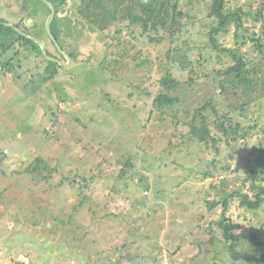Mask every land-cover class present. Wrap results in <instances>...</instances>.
<instances>
[{
  "label": "rangeland",
  "instance_id": "obj_1",
  "mask_svg": "<svg viewBox=\"0 0 264 264\" xmlns=\"http://www.w3.org/2000/svg\"><path fill=\"white\" fill-rule=\"evenodd\" d=\"M213 2L180 0L182 32L175 29L171 43L151 49L140 28L127 31V20L98 31L74 16L76 2L69 1L53 25L63 52L46 31L48 13L31 33L43 38L51 58L66 63L65 53L70 64L50 61L38 43L43 56L27 46L2 56L7 67L13 58L14 68L0 79V159L6 153L0 160V264H263L264 248L247 240L235 242L240 256L234 260L232 242L218 227L223 208L212 211L207 203L222 196L209 189L221 182L228 193H249L253 201L261 194L258 188L250 193L246 179L264 146L258 43H264V0H226V12L242 10L244 26L238 38L235 25L218 33L219 48L237 49L258 85L243 92L235 84L228 100L214 84L220 72L226 76L231 57L211 47L218 27L209 16ZM47 7L40 0H0V21L10 26L26 14L22 9ZM186 52L196 61L183 59ZM146 56L156 61L152 72ZM178 57L186 66L173 63ZM160 63L183 84L167 92L179 105L166 116L153 104L162 89ZM251 64L262 70L256 75ZM211 98L220 117L229 112L232 124H241V133L224 142L215 132L221 141L208 150L193 140L190 125ZM216 160L214 179L202 180L206 163ZM228 217L240 226L233 235L264 243V204L250 211L234 198Z\"/></svg>",
  "mask_w": 264,
  "mask_h": 264
},
{
  "label": "trees",
  "instance_id": "obj_2",
  "mask_svg": "<svg viewBox=\"0 0 264 264\" xmlns=\"http://www.w3.org/2000/svg\"><path fill=\"white\" fill-rule=\"evenodd\" d=\"M27 0H25L26 3ZM51 1L54 6L56 7V17L52 22L51 30L54 36L53 25L62 20L64 17L60 16L61 7L66 5L69 1H75L74 5V16L80 19H84L91 23V25L97 29L98 31L104 30L103 25H111L112 23H123L126 21V28L129 33H131V28L138 27L141 29V36L147 38L149 41L148 47L151 49H155L158 45H162L164 42H172L171 36L172 32L175 29H178L182 32L181 21L184 17L183 12L180 10V0H49ZM226 0H214L212 7L210 8L209 16L215 17L218 20V27L215 28L210 33V42L211 47L219 52L226 53L228 52L231 61L230 66L226 71V76L223 75L222 72L219 73L218 77H215V83L217 90H220L219 96L220 97H228V93L230 87L237 84L238 86L242 87L241 90L243 92L248 88L256 92L258 89V85L254 81L253 77L251 76V71L248 69L250 64L247 62L246 59L243 58V55L236 49V50H228V49H220V44L216 38L217 34L226 31V29L231 26L235 25L236 27V35L240 36L239 30L243 28L244 23L242 20V10L238 9L234 12H226ZM25 4L23 7H26ZM27 8V7H26ZM30 9V8H29ZM25 10L26 12L29 11ZM31 11V10H30ZM66 21V20H65ZM64 21V22H65ZM63 25H60V30L63 34L64 31L62 29ZM118 27L117 25H115ZM17 27V26H16ZM19 28V27H18ZM116 34H121L120 30L116 29ZM108 36V35H107ZM170 36V37H169ZM106 37V36H104ZM169 37V38H168ZM257 41L256 39H253ZM258 43H261L259 46L262 49V53L264 50V43L261 40H258ZM245 44V43H243ZM27 46L30 49L27 50H34L39 56L42 55V51L40 47L20 35L18 32L15 31L14 28L7 27L3 24H0V79L2 78L3 73H11L14 68V64L12 65L14 59H11V63L8 65L2 59V56L6 55L9 51H11L14 47ZM20 51V50H19ZM17 54H20L19 52ZM16 54V55H17ZM170 57V56H169ZM75 58V56H73ZM189 59L191 62H195L196 60L189 56L186 52L183 55V59ZM46 60V58H44ZM177 59V61H176ZM173 63L177 65L178 62L181 65L186 66V62L182 60L180 57L173 59ZM158 61V60H157ZM145 63H149L150 72L155 69L156 61L152 60L151 57H145ZM199 65H202V60L197 61ZM170 63V62H169ZM142 66L144 63L141 62ZM252 70L257 75L262 70V65L256 66L251 64ZM160 72H163V76L160 79V86L162 89L158 92L157 97L154 99L153 104L156 107V112H159L162 116H166L168 113L165 111L168 108L175 109L179 105V99L171 97L170 92L175 90L176 88L183 85L181 82L172 79V75L169 71H167V66L165 64L160 63L159 65ZM159 74V73H158ZM212 76V75H210ZM219 78V80H218ZM218 81V84H217ZM170 95V96H169ZM234 96L238 94L234 93ZM217 96V94H216ZM215 96V97H216ZM242 97V96H241ZM214 99L211 98L206 105L196 109L193 113L192 123L190 125V134L196 143H200L201 145L210 149L209 145L212 146L218 145V142L221 140L216 139L215 132L222 135L220 138L224 142H227V138L238 137L241 133V124L237 123L235 126L232 124L231 119L229 118V112L225 113L223 117H220L219 110L214 106ZM174 107V108H173ZM159 108V109H157ZM170 109V110H172ZM231 109V108H230ZM211 112L215 115L214 118H211ZM231 113V112H230ZM154 112L151 113V117ZM176 121H179L178 118L175 116V112L171 114ZM192 145V144H191ZM216 154H220V149L216 147L214 149ZM2 158H4V155ZM2 158L0 159L1 161ZM218 164V160H216L212 165H205L209 166L206 171L201 174L202 180H213L214 173L216 171ZM129 168H134L130 161L127 162ZM35 171V170H33ZM249 184V192L252 193L254 189L258 188L261 191V194L256 196V199L253 201L249 196V193H240V192H232L228 193L226 190L225 182H221L219 186H210V190L218 191L222 196L218 199L215 198L212 201H208L207 205L210 210H215L218 206L223 208L222 218L218 223V227L222 231V236L228 242H232V244L228 247L229 252L232 254L234 260H238L239 254L235 249V242L239 240H247L252 241L255 245L264 248V243L259 241L257 237L254 235H233V232H237L240 226L238 224L233 223L232 219L228 217V212L230 210L231 202L234 198H238L240 200V206L250 210V211H258L261 209L262 205L264 204V187L262 188L260 183L257 182L258 180L264 181V146L262 147V151L257 158V169L251 170L249 176L246 179ZM224 195V196H223ZM127 258V257H126ZM125 260V259H124ZM258 262H262L264 264V254L262 255L261 259Z\"/></svg>",
  "mask_w": 264,
  "mask_h": 264
},
{
  "label": "water",
  "instance_id": "obj_3",
  "mask_svg": "<svg viewBox=\"0 0 264 264\" xmlns=\"http://www.w3.org/2000/svg\"><path fill=\"white\" fill-rule=\"evenodd\" d=\"M40 1H42L45 5H47V6L50 8V10H51V14H50V16L48 17L47 22H46V30H47V33H48V35L50 36V38H51L53 44H54L55 46H57V48L61 51V48H60V46H59L57 40L55 39V36H54L53 33H52V30H51L52 22H53V20H54L55 17H56V9H55L54 5H53L49 0H40ZM32 20H33V19H28V20H27V23L29 24ZM8 25H9V24H6L7 27L14 28L16 32H18L20 35L24 36V37L27 38L28 40H31V41H33V42L38 43L39 45H41V47H42V49H43V53L46 55L47 58L50 59V61H51V60H52V61H55V62L57 61L58 63H60V65H63V66H66L67 64H70V63H71V58H70L68 55H66L65 53H63V54H64L65 57L67 58V62H66V63H65V62H61V61L59 62L57 59L55 60V59L51 58V57L48 55V52H47V50H46V47L43 45V42H42L40 39H38V38H36V37H33V36H31V35H28V34L25 33L23 30H21L20 28L14 26V25H10V26H8ZM61 52H63V51H61ZM207 164H210V163H206V165H207Z\"/></svg>",
  "mask_w": 264,
  "mask_h": 264
},
{
  "label": "crops",
  "instance_id": "obj_4",
  "mask_svg": "<svg viewBox=\"0 0 264 264\" xmlns=\"http://www.w3.org/2000/svg\"><path fill=\"white\" fill-rule=\"evenodd\" d=\"M34 6V5H33ZM33 9V8H32ZM34 9H35V7H34ZM33 9V10H34ZM37 9V8H36ZM23 10V9H22ZM33 10H29V11H25L26 12V14H23V13H21V15L22 16H20V18L19 19H17V22H15V21H12V22H10L12 25H14V26H17V27H19L21 30H23L25 33H27L28 35H31V36H33V37H36V38H38V39H40L41 41H43V38L42 37H39V36H37L36 34H33V33H31V30H33V28L38 24V26L40 27L41 26V23L43 22V16H45V12H41L40 10H38V13H36V12H33ZM32 19V18H34L35 20H32L33 21V23H29V24H27L28 26H26L25 24H24V20H28V19ZM25 21V22H26ZM2 22H8V21H0V24H3ZM46 23V22H45ZM45 25V24H44ZM52 46H54V45H52ZM19 48H21V47H19ZM53 48H55V47H53ZM56 49V48H55ZM18 50H20V49H18ZM50 51V50H49ZM36 53V52H35ZM0 55H1V52H0ZM51 55V54H50ZM51 56H54V55H51ZM12 59V58H11ZM11 59H9V60H11ZM6 60V59H5Z\"/></svg>",
  "mask_w": 264,
  "mask_h": 264
},
{
  "label": "flooded vegetation",
  "instance_id": "obj_5",
  "mask_svg": "<svg viewBox=\"0 0 264 264\" xmlns=\"http://www.w3.org/2000/svg\"><path fill=\"white\" fill-rule=\"evenodd\" d=\"M51 2V1H50ZM53 4V3H52ZM54 5V4H53ZM55 7V6H54ZM36 8L37 7H35V9H34V7H33V9L34 10H36ZM47 10L45 11V13H48V16L47 17H49L50 16V14H51V10H50V8L49 7H47L46 8ZM55 9H56V7H55ZM32 19H34V18H32ZM48 19V18H47ZM45 22H47V20L45 21ZM32 23H33V21H32ZM45 25H46V23H45ZM36 26H38V24L36 25ZM47 31V30H46ZM54 45V44H53ZM55 47V46H54ZM48 55H50L49 53H48ZM51 56V55H50ZM53 57V56H52Z\"/></svg>",
  "mask_w": 264,
  "mask_h": 264
},
{
  "label": "clouds",
  "instance_id": "obj_6",
  "mask_svg": "<svg viewBox=\"0 0 264 264\" xmlns=\"http://www.w3.org/2000/svg\"><path fill=\"white\" fill-rule=\"evenodd\" d=\"M52 3V2H51Z\"/></svg>",
  "mask_w": 264,
  "mask_h": 264
}]
</instances>
